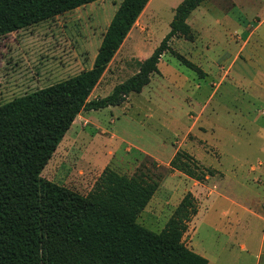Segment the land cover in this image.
<instances>
[{"label": "rangeland", "instance_id": "obj_1", "mask_svg": "<svg viewBox=\"0 0 264 264\" xmlns=\"http://www.w3.org/2000/svg\"><path fill=\"white\" fill-rule=\"evenodd\" d=\"M122 1L100 0L0 37V106L90 70ZM182 1H150L91 99L138 72ZM256 14L264 17V4L206 0L188 19L192 38L171 43L205 75L165 54L140 94L76 118L42 178L88 195L106 168L152 177L158 189L140 225L161 232L190 192L198 214L183 237L188 248L208 264H264V25L256 32ZM179 150L214 176L197 182L171 170Z\"/></svg>", "mask_w": 264, "mask_h": 264}, {"label": "trees", "instance_id": "obj_2", "mask_svg": "<svg viewBox=\"0 0 264 264\" xmlns=\"http://www.w3.org/2000/svg\"><path fill=\"white\" fill-rule=\"evenodd\" d=\"M100 0H0V37L49 21ZM151 0H123L101 42L93 67L48 88L0 106V264H208L183 241L198 214L192 193L166 228L138 223L158 189L144 174L129 177L106 168L93 190L81 195L42 178V172L82 112L123 105L159 73L170 53L201 77L203 70L173 49L192 38L191 14L206 0H183L170 32L136 74L105 98L91 99L109 64ZM170 168L197 182L216 173L185 151Z\"/></svg>", "mask_w": 264, "mask_h": 264}, {"label": "crops", "instance_id": "obj_3", "mask_svg": "<svg viewBox=\"0 0 264 264\" xmlns=\"http://www.w3.org/2000/svg\"><path fill=\"white\" fill-rule=\"evenodd\" d=\"M254 3H260V4H264V0H252ZM206 2V1H205ZM204 2V3H205ZM232 5H235L234 3H232ZM200 8V7H199ZM229 12V11H228ZM227 12V13H228ZM143 13H145V10H144V12ZM142 13V14H143ZM226 16V15H225ZM253 19H256V21L258 22L257 24H256V28H255V30H256V32H258L259 30H260V28L264 25V17H262V16H260L259 14H256V15H254L253 16ZM230 22V21H229ZM239 27H240V25H239ZM241 31H242V29L241 28H239V30L238 31H236L235 33H237V34H240L241 33ZM255 32V33H256Z\"/></svg>", "mask_w": 264, "mask_h": 264}]
</instances>
